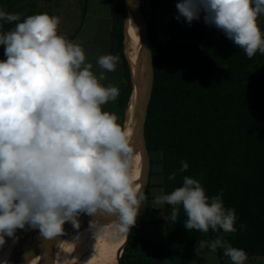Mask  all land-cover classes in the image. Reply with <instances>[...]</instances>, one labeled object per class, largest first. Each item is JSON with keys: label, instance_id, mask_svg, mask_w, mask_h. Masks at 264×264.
Wrapping results in <instances>:
<instances>
[{"label": "clouds", "instance_id": "9594fccd", "mask_svg": "<svg viewBox=\"0 0 264 264\" xmlns=\"http://www.w3.org/2000/svg\"><path fill=\"white\" fill-rule=\"evenodd\" d=\"M176 8L175 18L189 25L203 13L204 23L249 59L264 54L258 24L264 0H179ZM0 21L15 22L11 30L0 31L5 57L0 59V248L26 227L52 241L64 233L65 223L79 228L81 214L114 217L119 231L129 233L146 194L132 176L135 145L118 116L103 109L118 98V87L103 84L104 72L94 73L83 46L59 32V16L37 13L22 19L0 9ZM118 62L112 54L96 60L108 72ZM187 169L181 161L179 172ZM222 195L221 190L210 197L199 180L184 176L182 186L155 195L152 206L170 205L171 214L163 217L172 222L182 208L188 231L234 233L237 215L225 207ZM200 247L223 249L231 264L247 260L243 249L220 235L200 241ZM0 264L8 262L0 259Z\"/></svg>", "mask_w": 264, "mask_h": 264}, {"label": "trees", "instance_id": "16d2710c", "mask_svg": "<svg viewBox=\"0 0 264 264\" xmlns=\"http://www.w3.org/2000/svg\"><path fill=\"white\" fill-rule=\"evenodd\" d=\"M156 4V0H141L154 68L145 131L149 152L161 154L163 193L182 186L183 177L190 176L201 182L210 197L222 190L225 207L237 215L236 232L210 230L205 234L185 229L181 208L176 222L164 219L167 247L211 241L220 235L231 246L243 249L247 257H260L257 264H264V54L257 52L249 59L230 40L214 39L217 29L210 25H206L209 33L197 42L158 41L149 23ZM34 5L35 0H0V9L19 13L22 19L34 14ZM85 13L86 0L82 16ZM111 16V48L124 61L127 102L131 78L123 53L125 0H117ZM261 18L264 31V15ZM0 24V31L15 26V22ZM181 161L188 164L185 172H179ZM173 172L176 178L169 180ZM163 211L169 216L171 206L165 204ZM104 220L109 235L99 249L109 250L119 229L114 217ZM28 233L29 228L18 229L16 237ZM167 247L139 236L133 226L120 264H159ZM213 253L222 264L230 261L223 249ZM8 255L0 251V259L7 260Z\"/></svg>", "mask_w": 264, "mask_h": 264}, {"label": "bare ground", "instance_id": "6f19581e", "mask_svg": "<svg viewBox=\"0 0 264 264\" xmlns=\"http://www.w3.org/2000/svg\"><path fill=\"white\" fill-rule=\"evenodd\" d=\"M129 18L130 16L126 20L123 47L129 65L132 84V95L128 104L125 129L128 136L131 134L128 123L133 117L134 107L141 86V56L143 51L135 23L132 19L129 20ZM147 159L148 152L145 151L137 159L131 170L133 178L138 179L143 186L147 173ZM106 217L108 216L87 215L81 228L73 236L67 237L62 244H60V238L57 243H53L37 240L42 238L38 235L35 237L36 239L21 236L15 240L6 239V244L3 248H0V251L8 252L21 258L29 256L28 258L31 259H40L33 264H119V259L129 233H121L119 231L118 239L109 250L99 249L109 235V229L104 220ZM18 264H26V261Z\"/></svg>", "mask_w": 264, "mask_h": 264}, {"label": "rangeland", "instance_id": "374dc122", "mask_svg": "<svg viewBox=\"0 0 264 264\" xmlns=\"http://www.w3.org/2000/svg\"><path fill=\"white\" fill-rule=\"evenodd\" d=\"M90 2L91 11H105V9L115 2V0H88ZM179 0H156L155 15L149 18V23L154 32V37L161 42H174V43H193L197 42L201 38L205 37L209 31H207L206 24L203 20V15L199 20H194L191 25H189L183 18L177 20L175 17L178 15L176 4ZM85 3V0H35L34 8L32 11L34 14L37 13H48L50 15L62 16V12L65 11V8L71 9L72 16L76 20H80L82 7ZM102 3V5H99ZM103 13V12H101ZM258 24L262 30L263 20L261 16L258 17ZM64 27L59 25V32L63 35H67L68 31L63 29ZM209 35V34H208ZM212 37L214 39H225L229 40L224 33L217 30ZM150 162H151V178L150 185L151 188L148 191V197L157 195L162 191L159 187L155 186L156 183L162 181L159 172L161 171V165L159 163L161 159V154L158 152L150 153ZM153 200L150 198L147 199V202L143 203L142 209L146 212H151L149 210L152 206ZM150 207V208H149ZM157 211V210H155ZM65 226V225H64ZM157 229V227H155ZM135 232L136 229H135ZM40 236L38 229L29 228V233L27 237L36 239L35 237ZM163 245L167 247L165 238L161 237ZM61 237V236H60ZM57 236L52 241L57 243L59 238ZM37 240L45 241L44 238ZM47 241V240H46ZM165 242V243H164ZM29 259V263L33 264L38 262L40 259ZM262 259L260 257H247L245 264H257ZM26 258H21L14 256L13 254L8 255L7 262L8 264H18L24 263ZM159 264H222L220 263L217 256L207 247L201 248L200 243L196 244H184L176 247H167L166 255L159 259ZM224 264H231V261H228Z\"/></svg>", "mask_w": 264, "mask_h": 264}, {"label": "crops", "instance_id": "0c3cea01", "mask_svg": "<svg viewBox=\"0 0 264 264\" xmlns=\"http://www.w3.org/2000/svg\"><path fill=\"white\" fill-rule=\"evenodd\" d=\"M117 0L113 3V5L108 6L105 11H91L90 2L86 0V13L82 16L80 20H76L72 16L71 9H66L62 12V16L60 17L61 25L64 27L63 29L67 30L68 33L66 35L67 38L81 44L85 50L87 56V62L93 64V71L97 75L101 72H104L105 79L102 81L105 85H114L119 89V96L115 101H109L107 104L103 106L105 111H109L115 113L118 116V123L126 129L127 123V115H128V104L130 102L131 93L127 102H125L124 89H125V72H124V61L122 56L114 52L111 48V31L113 27V20L111 16L112 9L116 6ZM102 5V3H99ZM103 12V13H101ZM124 53V51H123ZM105 54H112L119 57V62L116 65V69L113 72H108L101 69L97 64L96 60L99 56ZM125 56V54H124ZM4 48H0V59H4ZM126 58V57H125ZM127 60V59H126ZM128 63V62H127ZM129 67V65H128ZM130 71V70H129ZM161 171L159 172L160 175ZM161 176V175H160ZM151 178V166L149 170V175L144 187V191L146 194V200L150 198L154 199V196L148 197V191L151 188L150 185ZM162 179V176H161ZM162 181L160 183H156L155 186L159 187L162 191L159 194H163V189L161 187ZM158 195V194H157ZM143 204L140 207V215L137 218V223L134 226L136 229V233L145 238L157 243L163 244L160 240V234L162 238H165V242L167 243L166 233H165V225H164V205H159L156 207H149L151 212H146L142 209ZM157 210V211H155ZM157 227V229H155ZM164 242V243H165Z\"/></svg>", "mask_w": 264, "mask_h": 264}, {"label": "water", "instance_id": "95a60500", "mask_svg": "<svg viewBox=\"0 0 264 264\" xmlns=\"http://www.w3.org/2000/svg\"><path fill=\"white\" fill-rule=\"evenodd\" d=\"M133 2L137 5L135 8L130 7L129 4L127 3V0H125L124 23L126 22L128 16H130V19H132L135 23L139 40L143 46V51L141 56L142 80H141V86H140L137 102L134 107L133 117L129 121L128 127L131 131L129 137L131 138L136 148V154L134 157L133 166L137 161V159L140 158L145 151L148 152V159L146 163L147 173H146L145 183L143 186L144 188L151 166L150 157H149L150 152L147 146V139H146L145 123L147 119L148 107H149L152 88H153L154 68H153V57H152L150 40H149L148 28L142 11L141 0H133ZM131 95H132V84H131ZM86 217L87 214H81V216L79 217V222H80L79 228H75L71 223H65L64 233L60 235L61 236L60 244H62L67 237L73 236L81 228ZM119 264H120V259H119Z\"/></svg>", "mask_w": 264, "mask_h": 264}]
</instances>
